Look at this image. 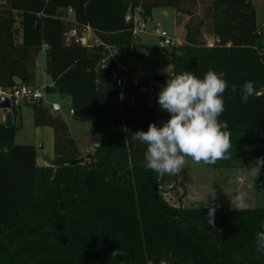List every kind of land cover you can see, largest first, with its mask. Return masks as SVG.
<instances>
[{
    "label": "trees",
    "instance_id": "1",
    "mask_svg": "<svg viewBox=\"0 0 264 264\" xmlns=\"http://www.w3.org/2000/svg\"><path fill=\"white\" fill-rule=\"evenodd\" d=\"M180 3L0 0V87L35 86L36 55L43 51L52 81L45 91L68 94L73 116L90 120L99 134L92 155L74 162L82 152L66 120L42 97L29 102L34 124L49 125L53 134L52 157L38 164L36 145L15 142V121L6 126L0 120V264H159L161 258L170 264H264L256 246L264 231V168L263 205L239 211L210 205L216 208L210 225L208 206L165 198L179 184L184 194L185 184L174 178L165 187L171 174L146 168L147 146L134 139L151 123L158 126V100L150 89L165 76L150 80L119 68L115 51L157 47L136 41L133 15L142 10L146 22L163 5L192 15ZM209 16L212 43L186 24L184 41L168 50L167 80L183 72L201 79L210 69L224 72L220 119L232 133L231 159L245 151L251 164L264 157V41L256 9L251 0H212ZM72 26L91 27L99 41L67 40ZM247 81L258 95L244 103ZM12 111L15 116L14 105ZM231 159L209 165L227 168Z\"/></svg>",
    "mask_w": 264,
    "mask_h": 264
},
{
    "label": "rangeland",
    "instance_id": "2",
    "mask_svg": "<svg viewBox=\"0 0 264 264\" xmlns=\"http://www.w3.org/2000/svg\"><path fill=\"white\" fill-rule=\"evenodd\" d=\"M211 1L181 0L180 5L182 8L192 11V15H190L189 11L177 10L176 12L174 7L170 5L156 6L142 28H137V23L139 26V22L142 20L139 17L140 15L138 16L135 13L134 21L136 26L134 25V27L136 31L134 34L136 41L157 45V47L150 49L132 47L129 52L116 50L115 57L117 58L119 68L130 70V72L136 75L146 74L149 78L153 74L164 75L165 78L157 81L156 86L150 89L158 100L159 92L166 86L167 74L172 70V63L168 54V50L172 44L163 42L161 30H166V34L176 44L184 41L186 24H189L190 27L200 32L198 35L199 40L201 38L207 43H212L213 39L209 35V9ZM251 1L256 9L257 23L260 24L261 40L264 41V0ZM171 7L174 9V12ZM163 10H166V12H163ZM198 22L200 23L198 24ZM196 24H198L197 27ZM89 28L87 27L85 31H81L80 35L83 36V40L87 44L98 42L99 38ZM87 30L90 31L88 32ZM86 32L88 33L86 34ZM34 70L36 73V83L43 94V102L48 105L52 113L60 114L66 120L72 137L78 142L80 151L94 148V145L98 142L97 138H99V134L93 131L90 120L77 119L73 116L71 113L70 96L68 94L45 91L48 75L45 70L43 51L36 55ZM145 88L147 87L144 84L140 85V89ZM157 105L160 115L159 119L170 118V113L162 110L158 103ZM15 122L18 127L15 130L14 141L18 143H34L38 151V162L41 163V161L45 160L47 161L46 164L49 163L53 154L52 128L49 125L34 124L32 107L27 103H21L20 115L16 116ZM229 155L231 156V149ZM229 162L227 168L215 169L212 167L210 169L211 166L209 164L203 162L196 163L190 157H187L185 168L176 175L171 174L169 180L164 183V186L167 187L171 183L173 184L174 178H177L185 184L186 192L182 194V186L179 184L165 191V198L172 204L181 203L186 206L207 204L232 207L230 197L236 195L238 190H244L247 192V206L263 205L262 169L261 174L257 178L250 174L248 169L251 166L250 159L245 151L244 153H240L239 158L233 161L231 159Z\"/></svg>",
    "mask_w": 264,
    "mask_h": 264
},
{
    "label": "clouds",
    "instance_id": "3",
    "mask_svg": "<svg viewBox=\"0 0 264 264\" xmlns=\"http://www.w3.org/2000/svg\"><path fill=\"white\" fill-rule=\"evenodd\" d=\"M225 75L210 69L203 79L192 72H183L167 80L159 92L158 104L170 113V119L162 127L153 122L148 131L134 133V139L147 146L146 168L157 173L177 174L185 168L187 157L205 164L231 159L232 133L228 122L220 119L225 110L223 94L228 88ZM255 95L258 92L254 82H245L241 89L242 102L246 103ZM262 168L264 157H259L251 162L248 169L257 178ZM230 199L235 210L247 207V192L244 190H238ZM206 206L209 207L207 221L212 225L216 208ZM256 246L257 251L264 252V231L257 233ZM112 255L116 256L117 252ZM159 264L170 262L161 258Z\"/></svg>",
    "mask_w": 264,
    "mask_h": 264
},
{
    "label": "built area",
    "instance_id": "4",
    "mask_svg": "<svg viewBox=\"0 0 264 264\" xmlns=\"http://www.w3.org/2000/svg\"><path fill=\"white\" fill-rule=\"evenodd\" d=\"M68 13L69 15L72 14L71 8H68ZM144 23H145L144 21L139 22V26L137 23V28H142L144 26ZM87 27L89 26H85L83 28L72 26L66 33V39L69 40L72 38L76 41H81L85 43V41L83 40V36H81L80 33L81 31L83 32V30H85ZM135 31H136V28L134 27L133 33ZM161 36L163 37L164 43L166 44L170 43L172 45L174 44L173 39L170 36H168V34H166V30L164 29L161 30ZM117 81L121 82L120 78H118ZM3 94L9 98L11 102V106L14 105L15 107H17L20 103L32 102L42 97L43 95L41 90L38 87L30 85V84L21 83V82H18L11 87H4V88L0 87V96ZM71 112H73V109H71ZM4 115H5V109L0 107V120L3 121Z\"/></svg>",
    "mask_w": 264,
    "mask_h": 264
},
{
    "label": "water",
    "instance_id": "5",
    "mask_svg": "<svg viewBox=\"0 0 264 264\" xmlns=\"http://www.w3.org/2000/svg\"><path fill=\"white\" fill-rule=\"evenodd\" d=\"M138 14L141 16L142 10H139ZM0 107L5 109V115H4L3 123L6 126H12L14 123L13 111L11 109L12 106H11V102H10L9 98L4 94L0 96ZM169 119L170 118L159 119L158 124L164 125V123H166ZM91 155H92V152H87L86 155H82L80 157H77V158L73 159L72 161H74V162L83 161L85 159V157H90Z\"/></svg>",
    "mask_w": 264,
    "mask_h": 264
},
{
    "label": "crops",
    "instance_id": "6",
    "mask_svg": "<svg viewBox=\"0 0 264 264\" xmlns=\"http://www.w3.org/2000/svg\"><path fill=\"white\" fill-rule=\"evenodd\" d=\"M171 8H172V7H171ZM172 10H173V12H174V9H173V8H172ZM137 12H139V10H138ZM163 12H166V10H163ZM134 16H135V15H133V17H134ZM175 16H176V14H175ZM134 20H135V18H134ZM89 29L92 31V33H94V31L91 29V27H90ZM85 30H86V29H85ZM85 30H84V31H85ZM90 30H87V31L89 32ZM88 32H86V34H87ZM94 34H95V33H94ZM95 35H96V34H95ZM96 36H97V35H96ZM47 75H48V74H47ZM47 79H48V80H47ZM16 80L18 81L17 78H16ZM46 81H48L47 84H50V83L52 82L51 79H50V77H48V76H47V78H46ZM35 86L38 87V84L36 83ZM38 88H39V87H38ZM27 104H29V103H27ZM20 107H21V103L16 107V109H17V113H18V114L16 113L15 116L13 115L14 121H15L16 116H17V115H20ZM71 113H72V112H71ZM162 119H168V118H162ZM15 123H16V122H15ZM159 126H163V125L158 124V127H159ZM98 137H99V136H98ZM98 139H99V138H97V141H98ZM95 145H96V144H95ZM95 145H94V146H95ZM93 149H94L93 147H92V148L85 149L84 151H82V155H86L85 152H86V151H89V150H90L89 152H92ZM36 150H37V149H36ZM37 153H38V151H37ZM37 156H38V155L36 154V162H37L38 164H46L47 161H45V160H43V159H42L43 161H41V163L38 162V160H37ZM233 160H234V159H232V161H233ZM229 161H230V160H229ZM210 166H211V165H210ZM211 168H212V166L210 167V169H211ZM262 173H263V170H262ZM262 176H263V174H262Z\"/></svg>",
    "mask_w": 264,
    "mask_h": 264
}]
</instances>
